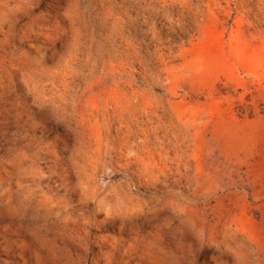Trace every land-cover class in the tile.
I'll use <instances>...</instances> for the list:
<instances>
[{
	"label": "rangeland",
	"instance_id": "obj_1",
	"mask_svg": "<svg viewBox=\"0 0 264 264\" xmlns=\"http://www.w3.org/2000/svg\"><path fill=\"white\" fill-rule=\"evenodd\" d=\"M0 264H264V0H0Z\"/></svg>",
	"mask_w": 264,
	"mask_h": 264
}]
</instances>
